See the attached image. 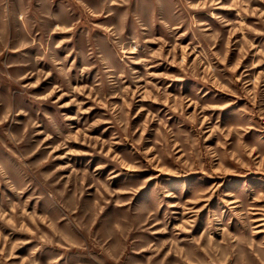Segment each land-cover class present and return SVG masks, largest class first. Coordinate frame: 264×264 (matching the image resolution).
Masks as SVG:
<instances>
[{
	"label": "rangeland",
	"instance_id": "1",
	"mask_svg": "<svg viewBox=\"0 0 264 264\" xmlns=\"http://www.w3.org/2000/svg\"><path fill=\"white\" fill-rule=\"evenodd\" d=\"M0 264H264V0H0Z\"/></svg>",
	"mask_w": 264,
	"mask_h": 264
}]
</instances>
